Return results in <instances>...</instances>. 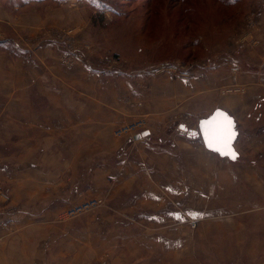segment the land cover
<instances>
[{"label":"rangeland","instance_id":"obj_1","mask_svg":"<svg viewBox=\"0 0 264 264\" xmlns=\"http://www.w3.org/2000/svg\"><path fill=\"white\" fill-rule=\"evenodd\" d=\"M37 48L51 53L43 58L47 63L57 58L66 68L73 62L101 74L140 66L150 75L159 63L179 61L190 64L192 77L199 68L208 71L216 63L231 62L235 81L221 82L217 94L228 96L232 106L238 153L232 161L209 150L203 158V179L195 178V166H189V184L182 186L181 202L135 203L136 191H129L114 201L103 196L101 206L60 219V213L55 214L61 209L52 202L55 197H48L49 202H41L51 213L44 220L53 228L34 235L41 244L42 263L154 264V258L164 257L158 244L177 246L186 241L187 249L166 257L180 264L183 260L187 264H264V0H0V102L9 95V80L12 97L21 96L20 76L26 78L27 65L32 67L27 81H32L34 91ZM109 58L120 67L109 66ZM48 66L45 73L50 76ZM49 84L59 88L57 81L50 79ZM217 98L213 103L206 99L190 103L192 109L172 122L174 130H182L179 125H183L202 143L198 119L209 114L212 104L220 103ZM126 102L142 105L136 98ZM139 119L149 127L147 117L138 115L114 125L113 135L114 129ZM168 125L160 126L161 135ZM4 140L0 133V225H9L14 223L11 213L25 208L24 203L12 201L22 190L25 178L21 175L25 174L21 172L27 163L35 162L43 169L27 168L44 181L46 172L54 175L55 171L43 160L45 153L21 154L19 137L7 138L6 145ZM161 148L175 152L169 145ZM6 178L10 181L4 185ZM177 188L171 184L166 192L175 193ZM86 197L77 193L72 204ZM163 226L167 233L157 230L156 234L155 228ZM10 241L0 245V264H6L8 257L24 264L20 246L13 248Z\"/></svg>","mask_w":264,"mask_h":264},{"label":"crops","instance_id":"obj_2","mask_svg":"<svg viewBox=\"0 0 264 264\" xmlns=\"http://www.w3.org/2000/svg\"><path fill=\"white\" fill-rule=\"evenodd\" d=\"M45 54L51 55L42 48L35 50V58L39 59L34 68L35 93L32 81H27L32 74V67L27 65L26 78L20 76L21 96L12 97L13 84L9 80L6 86L9 95H4L7 97L0 102V115L3 116L0 133L5 138L4 144L9 143L7 138L19 137L21 154L45 153L43 160L50 162L55 171L54 175L46 172L48 179L44 181L37 173L27 170L28 167L41 169L37 163L28 162L24 167L26 170L21 172L25 179L22 183L19 181L22 190L12 201L24 203L25 208L10 211L13 224L0 225V245L9 240L13 248L19 245L24 264H45L39 260L41 244L34 235L53 226L44 220L51 218V213L44 209L41 201L55 197L52 202L55 208L61 209L55 215L68 208L76 200L77 193L89 197L104 196L114 201L123 192L136 191L135 203L181 202L185 197L182 186L189 184V166H195V178L203 179V158L210 152L203 142L192 138L187 131L174 130L172 125L175 123L172 122L179 121L184 112L192 109L188 107L190 103H203L205 99L213 103L217 97L220 103L212 104L208 113L220 108L234 120L232 106L226 100L228 96L219 97L217 94L221 82L232 84L235 81L234 65L229 61L211 65L208 71L199 68L189 79H180L168 74L145 75L138 69L140 66L131 71L103 74L73 62L66 68L57 58L48 59L47 63L43 60ZM6 61H3V69H6ZM48 64L50 76L45 73ZM49 77L58 82L59 88L56 84H49ZM132 98L142 105L126 102ZM248 100L244 103L247 104ZM138 115H145L149 120L147 136L134 140L130 136L113 135L114 125ZM168 123L167 131L161 135L160 126ZM163 145H169V149L175 152L161 148ZM65 171H69L67 177ZM60 175L65 180L61 181ZM9 176L13 175L5 177ZM8 181L6 178L4 185ZM171 184L178 186L175 193L166 192ZM192 186L197 188L198 185L192 183ZM12 191L7 188V192ZM151 227L148 225V233H152ZM155 230L167 233L164 226ZM187 245L186 241L177 246L169 242L158 244L157 248L164 251V257L154 258V264H180L168 259L166 254L185 250ZM4 261L6 264L17 263L12 257ZM183 262L187 264L185 260Z\"/></svg>","mask_w":264,"mask_h":264},{"label":"built area","instance_id":"obj_3","mask_svg":"<svg viewBox=\"0 0 264 264\" xmlns=\"http://www.w3.org/2000/svg\"><path fill=\"white\" fill-rule=\"evenodd\" d=\"M109 58V66H115L120 67L116 64V61ZM115 63V64H114ZM88 67L93 66L89 63ZM150 75H163L168 74L171 77L174 78H180V79H189L192 75V69L190 64H183L179 61L174 62H162L159 63L153 68L150 69ZM148 129L146 126V122L144 119H139L137 121H134L132 123L124 124L123 126L114 129V136L115 137H124V136H130L133 137L135 134H138L144 130ZM104 202V199L102 196H95V197H86L81 198L59 214L60 219H69L73 218L74 216L81 214L83 212H88L96 207H99Z\"/></svg>","mask_w":264,"mask_h":264},{"label":"snow or ice","instance_id":"obj_4","mask_svg":"<svg viewBox=\"0 0 264 264\" xmlns=\"http://www.w3.org/2000/svg\"><path fill=\"white\" fill-rule=\"evenodd\" d=\"M208 125H213L212 133L208 135ZM201 127L205 130L208 147L221 155H230L233 159L236 154L231 148L235 137L233 122L225 113L217 112L211 121L202 122Z\"/></svg>","mask_w":264,"mask_h":264},{"label":"water","instance_id":"obj_5","mask_svg":"<svg viewBox=\"0 0 264 264\" xmlns=\"http://www.w3.org/2000/svg\"><path fill=\"white\" fill-rule=\"evenodd\" d=\"M221 112V113H225V114H227V116L228 117H230L231 118V120H232V122H233V130H234V132H235V137H234V139L232 140V143H231V148H232V150L234 151V153L236 154V158H237V156H238V153L236 152V150H235V148H234V140H235V138H236V135H237V130L235 129V124H234V120H233V118L227 113V112H225L224 110H222V109H220V108H215L207 117H204V118H201L199 121H198V132H199V135H200V137H201V140H202V142H203V144H204V146H205V148L206 149H208V150H210V151H212V152H216L220 157H227L229 160H235V159H233L230 155H221L219 152H217V151H214V150H212V149H210L209 147H208V144H207V137H206V134H205V130L201 127V124H202V122H205V121H211L212 119H213V117L216 115V113L217 112ZM175 126V124H173L172 125V128ZM182 129H185V126H183V125H179ZM208 127V135L210 136L211 135V133H212V129H213V125H208L207 126ZM188 133H191V131L190 130H188L187 131ZM149 134V130L148 129H146V130H144V131H142V132H140V133H138V134H135L134 136H133V139L134 140H137V139H139V138H142V137H145V136H147Z\"/></svg>","mask_w":264,"mask_h":264},{"label":"trees","instance_id":"obj_6","mask_svg":"<svg viewBox=\"0 0 264 264\" xmlns=\"http://www.w3.org/2000/svg\"><path fill=\"white\" fill-rule=\"evenodd\" d=\"M180 130V129H179ZM182 130H184V131H188L186 128L185 129H182Z\"/></svg>","mask_w":264,"mask_h":264}]
</instances>
